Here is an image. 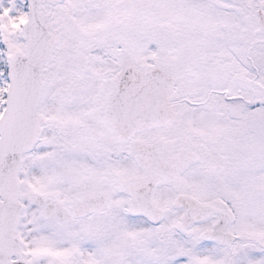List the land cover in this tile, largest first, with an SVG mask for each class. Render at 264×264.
Returning <instances> with one entry per match:
<instances>
[{"label":"snow or ice","instance_id":"obj_1","mask_svg":"<svg viewBox=\"0 0 264 264\" xmlns=\"http://www.w3.org/2000/svg\"><path fill=\"white\" fill-rule=\"evenodd\" d=\"M0 264H264V0H0Z\"/></svg>","mask_w":264,"mask_h":264},{"label":"rangeland","instance_id":"obj_2","mask_svg":"<svg viewBox=\"0 0 264 264\" xmlns=\"http://www.w3.org/2000/svg\"><path fill=\"white\" fill-rule=\"evenodd\" d=\"M7 3V0H5V4Z\"/></svg>","mask_w":264,"mask_h":264}]
</instances>
